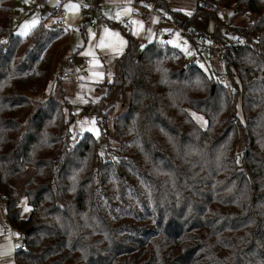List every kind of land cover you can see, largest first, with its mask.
<instances>
[{
  "label": "trees",
  "instance_id": "trees-1",
  "mask_svg": "<svg viewBox=\"0 0 264 264\" xmlns=\"http://www.w3.org/2000/svg\"><path fill=\"white\" fill-rule=\"evenodd\" d=\"M154 1L177 22L210 21L212 33L245 15L236 30L258 40L219 82L166 41L122 28L106 97L129 92L127 110L74 143L61 75L48 98L33 97L48 89L69 30L42 22L17 36L13 0H0V194L27 244L17 264H264V0H198L182 16Z\"/></svg>",
  "mask_w": 264,
  "mask_h": 264
},
{
  "label": "rangeland",
  "instance_id": "rangeland-1",
  "mask_svg": "<svg viewBox=\"0 0 264 264\" xmlns=\"http://www.w3.org/2000/svg\"><path fill=\"white\" fill-rule=\"evenodd\" d=\"M95 2L96 9L90 13L84 12L79 2ZM153 2L156 10L153 11L146 7L147 2ZM69 0L63 3L62 12H53V8L59 2L58 0H13L14 10H19L20 14L12 20V29L15 35L25 37L29 35L34 28L44 22L46 26L68 29L70 40L64 45L62 53H58L54 60L52 72L50 75V84L48 89L42 90L33 96L35 100L43 101L49 97L52 85L59 80V76L65 70H69L68 60L72 54L75 63L83 60H89L86 67L78 66L70 71L77 73V81H62L65 97L68 107L65 108L66 116L69 119L68 129L71 133L72 142H76L85 133H91L96 137L101 135V125L107 120L111 128L112 120L123 114L128 107L129 92L120 93L114 89L108 93V83L114 78L117 69V62L121 51L126 47L127 40L124 29H135L139 33L137 37L143 44H147L156 38L165 41L173 49L183 52L188 49L189 38L182 33L181 29L174 26L171 22H161L159 14H164L167 18L170 16L154 0ZM169 7L181 14L191 15L196 8L198 0H167ZM75 4L76 9L65 7ZM132 5L136 6L137 12L133 18ZM139 6V7H138ZM221 12L226 16L233 17L234 8L222 9ZM176 14V13H173ZM228 14V15H227ZM119 15V19H117ZM125 15L132 16V22L124 24L121 19ZM174 16V15H173ZM180 16H178L179 18ZM181 18V17H180ZM249 17L240 16L228 20L230 24L227 27L236 29V26H246ZM36 23L31 25V21ZM26 22L30 25L25 27ZM95 22V25H92ZM180 23H185L181 19ZM200 30L208 29L211 31L212 23L210 21L197 22L192 24ZM235 27H232V26ZM107 30V31H106ZM118 34V35H114ZM103 43V46L101 44ZM99 73L100 75H97ZM59 75V76H58ZM62 80V79H61ZM202 118V117H201ZM203 122L205 121L202 118ZM112 141L111 146H114ZM107 143H102L100 152L102 157L110 154ZM30 168L20 178L28 179L27 175ZM14 182L17 189L22 191V181ZM22 217H27L30 207L25 198L20 202ZM2 208V207H0ZM27 209V211L25 210ZM3 210V209H2ZM2 220L5 214L1 215ZM2 222L0 224V264H17L15 255L20 244L23 242V236L18 229L14 232L4 233Z\"/></svg>",
  "mask_w": 264,
  "mask_h": 264
},
{
  "label": "built area",
  "instance_id": "built-area-1",
  "mask_svg": "<svg viewBox=\"0 0 264 264\" xmlns=\"http://www.w3.org/2000/svg\"><path fill=\"white\" fill-rule=\"evenodd\" d=\"M69 0H58V4L53 8V12H62L63 3ZM213 1V0H210ZM84 12L90 13L96 9V3L93 2H79ZM147 8L156 10L153 2H147ZM235 6V3L232 4ZM20 14L19 10H13L10 14L11 20ZM161 22H171L174 26L181 29L182 33L189 38L188 49L183 51V58L186 66L199 67L206 70L208 73H215V76L219 82H225L228 75L222 70V67L231 64L237 57V50L241 47H246L249 42L257 41V34H251L245 36L239 33L234 28L223 27L219 32L212 33L211 31L200 30L195 28L192 24H184L177 22L171 17H166L164 14H159ZM129 18H124V22L128 23ZM95 25V22H92ZM55 27H59L58 24ZM64 47L61 51H64ZM74 57L71 54L68 60L69 70H65L61 77L65 81H77V73L70 70L80 66L81 68L88 66L89 60H83L80 63L74 62ZM230 91H234V86H230ZM0 207L4 210V201L0 194ZM4 231L12 234L14 232V226L7 219L5 214L4 219ZM23 235V233L21 232ZM21 250H27V244L23 240L19 246Z\"/></svg>",
  "mask_w": 264,
  "mask_h": 264
},
{
  "label": "crops",
  "instance_id": "crops-1",
  "mask_svg": "<svg viewBox=\"0 0 264 264\" xmlns=\"http://www.w3.org/2000/svg\"><path fill=\"white\" fill-rule=\"evenodd\" d=\"M149 2H151V1H149ZM139 7V6H138ZM147 7V6H146ZM132 8H133V18H134V14H135V12H137V7L134 5H132ZM153 11H155V10H153ZM124 18H129V21H128V23H125L124 22ZM132 16L131 15H125V16H123L122 17V19H121V21L124 23V24H129L130 22H132ZM122 28H124L123 26H122ZM136 37H139V33H138V31H136L135 29H129ZM157 39V38H156ZM166 39H168V36H165V39H164V41L166 40ZM157 40H159V39H157ZM153 41V40H152ZM163 41V40H162ZM124 50V49H123ZM121 53H122V51H121ZM120 53V54H121ZM33 173H34V169L33 168H30V171L28 172V175H27V177H28V179H25L24 180V178H22V180H21V176L19 177V178H17L16 180H17V182L19 181V180H21L23 183H22V186H24V184L29 180V178L33 175ZM16 180H15V182H16ZM16 182V183H17ZM23 188V187H22ZM3 214V210L0 208V224H1V222H2V226L1 227H3V231H4V221L2 220V215ZM5 214V213H4ZM4 233H6L5 231H4ZM23 236V235H22ZM21 245V244H20Z\"/></svg>",
  "mask_w": 264,
  "mask_h": 264
},
{
  "label": "snow or ice",
  "instance_id": "snow-or-ice-1",
  "mask_svg": "<svg viewBox=\"0 0 264 264\" xmlns=\"http://www.w3.org/2000/svg\"><path fill=\"white\" fill-rule=\"evenodd\" d=\"M65 7H69V8H72V9H76V8H78V6L77 5H75V4H72V5H66ZM117 19H119V15H117V17H116ZM36 23V21L35 20H33V21H31V25H34ZM30 25L28 24V22H26V24H25V27L27 28V27H29ZM107 31V30H106ZM114 35H118V34H114ZM101 46H103V43L101 44ZM97 75H100L99 73H97ZM193 116L195 117V114H193ZM197 119H202V118H200V117H196ZM26 211H27V209H25Z\"/></svg>",
  "mask_w": 264,
  "mask_h": 264
},
{
  "label": "water",
  "instance_id": "water-1",
  "mask_svg": "<svg viewBox=\"0 0 264 264\" xmlns=\"http://www.w3.org/2000/svg\"><path fill=\"white\" fill-rule=\"evenodd\" d=\"M213 89H214V87H213Z\"/></svg>",
  "mask_w": 264,
  "mask_h": 264
}]
</instances>
